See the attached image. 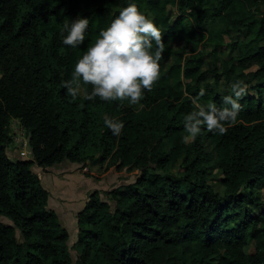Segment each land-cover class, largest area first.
Wrapping results in <instances>:
<instances>
[{"label":"trees","instance_id":"16d2710c","mask_svg":"<svg viewBox=\"0 0 264 264\" xmlns=\"http://www.w3.org/2000/svg\"><path fill=\"white\" fill-rule=\"evenodd\" d=\"M130 3L162 32L158 81L137 105L86 100L91 85L72 100L63 82ZM77 18L90 23L72 48L63 24ZM234 80L248 86L236 123L184 144L193 97L203 89L201 105L223 107ZM106 117L123 122L119 136ZM15 120L33 159L8 154ZM179 159L183 176L168 169ZM213 160L223 195L209 179ZM65 161L104 167L85 172L97 181L137 173L107 200L91 193L77 214L78 264H264V0H0V264H73L69 232L32 169Z\"/></svg>","mask_w":264,"mask_h":264},{"label":"clouds","instance_id":"9594fccd","mask_svg":"<svg viewBox=\"0 0 264 264\" xmlns=\"http://www.w3.org/2000/svg\"><path fill=\"white\" fill-rule=\"evenodd\" d=\"M89 23L88 18H77L70 24L65 21L63 31L67 35L62 43L72 48L82 45ZM164 51L161 30L135 3H130L110 26L99 32L76 62L71 79L63 82V87L72 100L80 95L83 85H91V93L84 95L86 100L99 97L102 101L127 100L137 105L144 91L151 92L158 81ZM229 87L230 94L222 96L223 107L211 102L201 105L203 89L193 97L194 110L184 117V144L193 142L204 127L210 133L224 135L236 123L242 110L240 101L248 93V86L242 80H234ZM104 124L114 136H119L124 128L122 121L112 118L106 117Z\"/></svg>","mask_w":264,"mask_h":264},{"label":"rangeland","instance_id":"374dc122","mask_svg":"<svg viewBox=\"0 0 264 264\" xmlns=\"http://www.w3.org/2000/svg\"><path fill=\"white\" fill-rule=\"evenodd\" d=\"M172 8V7H170ZM234 40H244L247 38L246 33H234ZM177 48L180 43L174 44ZM221 92L225 91V86L220 87ZM21 130L18 121L12 122V131ZM16 137V135H15ZM23 150L20 143H14L8 148V154L11 158L17 157L20 159V152ZM14 152V153H13ZM209 168V179L216 192L224 194V188L220 181V170L218 169L216 160L206 163ZM41 178L43 186L50 192L49 208L56 211L60 220L67 228L70 238L68 245L73 256V264H78V256L80 249L77 246L79 239V227L77 214L82 211L88 201L89 196L94 191H99L104 200H107V191L118 187L126 186L134 182L137 173L125 169L117 172L112 169L106 172L101 181L86 177V173L102 174L104 167L101 168L95 162H88L87 165H78L65 161L64 163L54 166L43 171V169L33 166L32 168ZM169 171L177 176H183L184 163L183 159H179L176 164L169 166ZM86 172V173H85ZM264 196V190L261 191ZM5 219V218H4ZM5 221H9L5 219ZM252 252V249H251Z\"/></svg>","mask_w":264,"mask_h":264},{"label":"built area","instance_id":"2783aa9c","mask_svg":"<svg viewBox=\"0 0 264 264\" xmlns=\"http://www.w3.org/2000/svg\"><path fill=\"white\" fill-rule=\"evenodd\" d=\"M16 137H15V141L16 143H20L21 147L23 148V150L20 152V157L21 158H26V159H33L32 155H31V151L29 148V140L26 137L24 130H15L14 131Z\"/></svg>","mask_w":264,"mask_h":264},{"label":"crops","instance_id":"0c3cea01","mask_svg":"<svg viewBox=\"0 0 264 264\" xmlns=\"http://www.w3.org/2000/svg\"><path fill=\"white\" fill-rule=\"evenodd\" d=\"M43 171H45V170H43Z\"/></svg>","mask_w":264,"mask_h":264}]
</instances>
